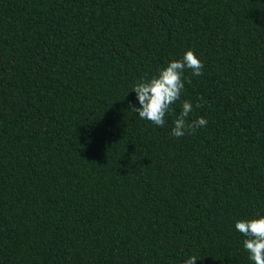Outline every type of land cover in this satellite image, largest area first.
<instances>
[{
    "label": "trees",
    "instance_id": "trees-1",
    "mask_svg": "<svg viewBox=\"0 0 264 264\" xmlns=\"http://www.w3.org/2000/svg\"><path fill=\"white\" fill-rule=\"evenodd\" d=\"M188 49L174 138L130 90ZM258 214L264 0H0V264H252Z\"/></svg>",
    "mask_w": 264,
    "mask_h": 264
},
{
    "label": "clouds",
    "instance_id": "clouds-1",
    "mask_svg": "<svg viewBox=\"0 0 264 264\" xmlns=\"http://www.w3.org/2000/svg\"><path fill=\"white\" fill-rule=\"evenodd\" d=\"M204 64L190 49L186 50L181 59L170 61L165 67L155 74L142 76L131 86V92L135 93L139 107L130 106V111L138 114L141 120L164 127L166 117L175 115L172 105L180 100L184 89V74L190 71L193 76L203 75ZM191 83V80H188ZM206 101L203 97L195 104V108H202ZM193 112V104L184 100L178 115H175L170 135L180 138L187 134H193L198 128L207 126V120L196 118L189 120ZM234 228L245 239L242 241L243 251L247 253L252 264H264V215H257L249 219H241L235 222ZM197 256H189L184 264H194Z\"/></svg>",
    "mask_w": 264,
    "mask_h": 264
}]
</instances>
